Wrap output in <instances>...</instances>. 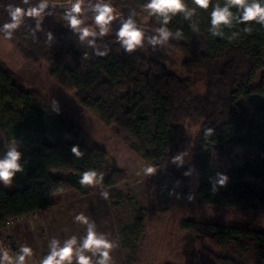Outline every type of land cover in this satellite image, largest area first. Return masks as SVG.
I'll return each mask as SVG.
<instances>
[{
    "label": "trees",
    "instance_id": "obj_1",
    "mask_svg": "<svg viewBox=\"0 0 264 264\" xmlns=\"http://www.w3.org/2000/svg\"><path fill=\"white\" fill-rule=\"evenodd\" d=\"M13 2L19 0H0V23L7 15L3 5ZM111 2L126 15L130 9L139 12L144 0ZM208 19V12L202 10L199 33L191 31L182 16L170 23L173 31L183 29L184 39L170 40L161 50L181 58L177 72L146 48L125 53L113 36L98 39V46L110 51L96 57L62 26L60 15L46 17L36 40L29 34L34 26L31 19L11 40H5L36 66L47 64L53 81L74 91L80 105L102 124L116 126L119 138L147 164H167L159 174L183 181L184 173L192 168V175L199 177L201 205L235 209L257 203L264 208V197L259 198L246 184L255 180L264 186V27L256 25L250 33L241 31L229 41L209 37ZM141 23L150 22L141 19ZM49 30L54 33L51 42ZM84 52L89 53L87 59ZM201 79L202 89L198 86ZM22 86L23 81L0 61V133L5 131L7 142L19 141L25 163L13 192L0 185V226L54 208L55 197L68 190L87 195L90 188L79 184V175L88 168L105 173L103 190L126 179L82 128L61 111L53 112L51 102L39 92ZM241 99H251L259 112L252 127ZM186 125L198 128L199 134L191 142L187 162L177 168L170 161ZM246 133L248 137L243 138ZM74 144L84 152L82 157L72 155ZM3 146L0 139V150ZM240 147L254 150L256 158L231 165L227 185L212 191V180L223 173L221 159ZM182 228L201 243L200 264H264L262 231L192 221H185Z\"/></svg>",
    "mask_w": 264,
    "mask_h": 264
},
{
    "label": "rangeland",
    "instance_id": "obj_2",
    "mask_svg": "<svg viewBox=\"0 0 264 264\" xmlns=\"http://www.w3.org/2000/svg\"><path fill=\"white\" fill-rule=\"evenodd\" d=\"M162 52L167 54L163 49ZM0 61L23 81L24 89L39 92L49 102L53 97L57 99L61 112L101 146L108 153L110 163L126 175L124 182L106 190L109 192L107 199L100 195V186H89L87 195L76 190L58 194L54 208L23 217L4 227L0 232V245L16 249L28 244L33 249L32 264H38L47 251L50 238L63 240L73 234L78 237L86 234L85 226L73 219L81 212L94 220L98 230L109 234L114 241L115 247L111 252L113 264H200L201 243L183 230L185 221L199 224L217 222L264 232V208L257 203L235 209L201 205L198 198L200 183L196 174L186 176L183 181L166 178L158 172L146 177L142 168L147 163L119 138L116 126L102 124L80 105L74 91H67L53 81L47 64L36 66L26 60L1 36ZM163 61L172 71L180 69L181 58L176 54L168 53ZM203 84L202 79L198 80L200 89ZM240 105L249 112L252 127L259 119L258 110L251 99H241ZM198 134V128L184 126L174 147L175 155L189 150ZM248 135L246 133L242 137ZM0 139L4 145L7 144L4 130ZM256 156L252 149H235L229 158L220 161L223 174L229 176L231 165H243ZM246 184L259 198L264 197V186L260 183L247 180ZM2 187L10 193L15 190L13 185ZM172 190L180 193L179 199L176 195H169ZM189 194L194 195L192 201L187 199Z\"/></svg>",
    "mask_w": 264,
    "mask_h": 264
},
{
    "label": "clouds",
    "instance_id": "obj_3",
    "mask_svg": "<svg viewBox=\"0 0 264 264\" xmlns=\"http://www.w3.org/2000/svg\"><path fill=\"white\" fill-rule=\"evenodd\" d=\"M6 18L0 23V36L11 40L17 30L23 27L26 20L34 21L30 26L29 34L33 40L38 39V33L43 31L46 17H51L59 9L63 21L62 26L68 29L81 45H86L96 57L109 54V49H101L98 39L113 36L115 42L127 54H133L138 49L143 50L149 46L152 49L163 48L170 40L184 39V31L177 28L173 31L169 25L178 16L188 22L191 31L199 33L200 24L197 22L200 12H208L207 34L211 38H226L233 41L242 32L250 33L256 25L264 27V0H144L140 11L130 9L122 14L117 11L111 0H19V2L3 5ZM196 18V20H194ZM150 22L148 24L141 23ZM118 24V27H114ZM151 27V30L149 28ZM230 30V34L229 31ZM47 40H54V33L47 32ZM85 59L89 53L84 52ZM52 111L59 114L60 102L52 98ZM211 132L212 129H207ZM73 156L79 158L84 155L78 144L71 147ZM190 151L185 149L171 157V164L182 168L187 162ZM167 164H146L142 173L150 177L159 169L166 168ZM25 172L24 153L21 151L19 141L10 139L0 150V185L10 187L18 174ZM192 168L184 175L191 176ZM105 173L96 168H88L79 175V184L82 187L100 186V195L108 198L109 192L103 190ZM229 177L218 173L212 180V191L226 186ZM169 195L180 193L174 190ZM189 201L194 195L187 196ZM74 221L85 226L86 234H75L63 240L52 237L48 240L47 251L38 264H113L111 255L115 247L109 234L98 230L97 224L84 213L74 216ZM33 249L28 244H22L13 249L8 245H0V264H32Z\"/></svg>",
    "mask_w": 264,
    "mask_h": 264
},
{
    "label": "water",
    "instance_id": "obj_4",
    "mask_svg": "<svg viewBox=\"0 0 264 264\" xmlns=\"http://www.w3.org/2000/svg\"><path fill=\"white\" fill-rule=\"evenodd\" d=\"M117 10V9H116ZM59 9L56 11V13H54V15H59ZM118 11V10H117ZM118 24H115L114 27H118ZM149 30H151V28H149ZM147 49L149 51H151L152 53H154L155 55H157L159 58H161L162 60H164L167 57V54L163 53L160 47H157L156 49H152L151 46L147 47Z\"/></svg>",
    "mask_w": 264,
    "mask_h": 264
},
{
    "label": "built area",
    "instance_id": "obj_5",
    "mask_svg": "<svg viewBox=\"0 0 264 264\" xmlns=\"http://www.w3.org/2000/svg\"><path fill=\"white\" fill-rule=\"evenodd\" d=\"M18 220H20V219L9 221V222H7L6 226L11 225L12 223H14L15 221H18ZM6 226H0V232H1V231L4 229V227H6Z\"/></svg>",
    "mask_w": 264,
    "mask_h": 264
}]
</instances>
